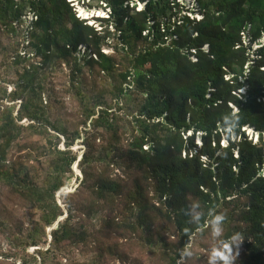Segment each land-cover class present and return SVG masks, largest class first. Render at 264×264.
Here are the masks:
<instances>
[{
  "label": "trees",
  "instance_id": "16d2710c",
  "mask_svg": "<svg viewBox=\"0 0 264 264\" xmlns=\"http://www.w3.org/2000/svg\"><path fill=\"white\" fill-rule=\"evenodd\" d=\"M76 1L0 0V27L23 38L25 49H15L9 64L14 89L0 84V183L43 209L42 231L63 215L55 196L77 161L70 147L81 134L43 96L54 93L47 78L64 65L81 98V123L90 120L69 214L48 247L36 249L40 260L27 253L19 264H149L151 255L178 264L192 239L214 226L219 250L237 251L232 264H264V43L254 48L264 36V0H195L201 17L181 0H100L109 14L93 22L77 16ZM126 94L139 99L129 135L113 111ZM18 99L15 114L5 100ZM24 118L39 135L50 127L66 138L43 180L4 165ZM98 213L101 224L91 227ZM32 231L23 246L11 230L13 246H38L39 230Z\"/></svg>",
  "mask_w": 264,
  "mask_h": 264
},
{
  "label": "rangeland",
  "instance_id": "374dc122",
  "mask_svg": "<svg viewBox=\"0 0 264 264\" xmlns=\"http://www.w3.org/2000/svg\"><path fill=\"white\" fill-rule=\"evenodd\" d=\"M77 1H79V3ZM77 1L75 2L77 16L79 15L82 18L88 17L89 20H91L90 22H93L94 17H108L109 9L102 1L85 0L84 4L83 0ZM181 2L187 7H190L193 16L201 17L198 12H194V10L196 11L195 0H181ZM143 5V2H138L137 10L142 8ZM22 39L23 38L18 36L9 35L0 27V43L6 47V52L4 53L2 52V46L0 45V84L7 88L8 93L15 87L14 83H8V81H15L16 79L13 67L9 65L13 59V53H15V49L17 48H19L22 54L25 53L23 44H21ZM112 43H115V40H112ZM262 43H264V36L254 45V48L260 46ZM102 48L103 51L107 53H112L114 51L112 45L111 47L104 45ZM84 55V47H82L78 53L79 61L82 60ZM68 74L69 69L64 65L63 70L49 76L47 80L53 82L55 90L52 94V90L47 89L43 95L47 101H49V96H51V101L54 103V115H56L61 122L68 124L72 129L79 127L81 132L80 137L77 138L74 141L73 146L70 147L74 153H77V161L72 165V172L64 175L63 179L65 184L57 191L55 196L57 204L63 210V215L59 216L51 226H47L45 231H42V228H44L43 222L41 224L42 228L37 226L36 223L37 221H41L43 209L22 199L17 192L13 191L11 187L6 186L4 182L0 183V264H13L14 261L19 264L20 256L27 253L38 256L36 249L41 248L43 250L48 247L51 238V230L56 228L58 222L63 221L69 214L66 201L73 204L72 195L77 192L80 182L83 179V172L78 161L86 150L85 138L87 134L84 132L90 129V120L88 121V127H84L81 123L83 110L81 98L75 94L73 89H71ZM107 83L110 84L109 80ZM1 95L2 93L0 92V97ZM113 101L114 104L119 102L118 104L121 109L117 110L115 107L113 108V111L121 116L122 121L125 122L126 128L128 129V135L131 134L133 129L132 125L136 124L133 117L138 115L139 99H137L134 94H126V96L122 97L118 102H116V99ZM5 103L11 108H14L16 114L20 106V100H5ZM2 109L3 107H1V110ZM126 121H132V124H128ZM30 122L31 121L27 118H24L19 122L23 128L19 136L12 142L9 150L6 152L7 160L4 165L9 167L12 165L25 167L27 170L32 171L40 180H43L50 168V160L53 157L56 146L59 149H65L66 138L62 134L56 133L50 127L44 135H39L35 130L28 127ZM246 133L249 138L253 137V141L259 139L258 133L252 128H248ZM57 135L60 140H58ZM199 136L200 135H197L196 142L200 141ZM96 144L97 147H101L103 141L97 140ZM225 144H227V140L223 139L222 145ZM262 174H264V170L262 171ZM101 220L102 213L95 214L90 219V226L99 228ZM74 221L75 219H73V222ZM35 227L39 230L37 238L39 239L40 244L38 246L28 245L25 249L23 246L26 242H30V235ZM11 230L17 232L18 237L23 238V246H13V239L11 235H9ZM220 234L221 231L219 227L214 226L205 236H195L194 239H192L191 244L183 252L182 259L179 260L178 264H220L222 259L215 255L217 251H220L217 242ZM133 252H135V255L136 253L140 254L137 247ZM186 252L189 253V256L184 257ZM225 254H229L228 251ZM236 254V250H231L230 255L232 259L236 257ZM81 255H79L80 260H83L85 255ZM38 260H40L39 256ZM148 260L149 264H159L163 262L158 255H151Z\"/></svg>",
  "mask_w": 264,
  "mask_h": 264
},
{
  "label": "clouds",
  "instance_id": "9594fccd",
  "mask_svg": "<svg viewBox=\"0 0 264 264\" xmlns=\"http://www.w3.org/2000/svg\"><path fill=\"white\" fill-rule=\"evenodd\" d=\"M86 19H89V18L87 17ZM218 219L222 220L223 216L218 217ZM225 248L228 250L229 254H225V252L217 251L215 255L220 257L224 261V264H232V257L230 255L231 249L229 245H225Z\"/></svg>",
  "mask_w": 264,
  "mask_h": 264
},
{
  "label": "built area",
  "instance_id": "2783aa9c",
  "mask_svg": "<svg viewBox=\"0 0 264 264\" xmlns=\"http://www.w3.org/2000/svg\"><path fill=\"white\" fill-rule=\"evenodd\" d=\"M32 16H33V14L30 13V14H29V18L32 19Z\"/></svg>",
  "mask_w": 264,
  "mask_h": 264
}]
</instances>
